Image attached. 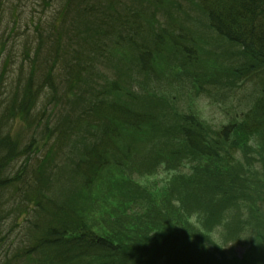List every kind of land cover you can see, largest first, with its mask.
I'll use <instances>...</instances> for the list:
<instances>
[{
	"label": "trees",
	"instance_id": "1",
	"mask_svg": "<svg viewBox=\"0 0 264 264\" xmlns=\"http://www.w3.org/2000/svg\"><path fill=\"white\" fill-rule=\"evenodd\" d=\"M39 1L76 4L82 28L64 46L56 19H40L29 68L12 77V51L0 60V264H264V0H191L213 44L238 50L226 67L202 60L175 19L160 27L161 0ZM99 56L121 78L87 85L83 108L52 126L46 109L97 78ZM134 73L181 86L131 90ZM213 90L242 94L219 128L193 102Z\"/></svg>",
	"mask_w": 264,
	"mask_h": 264
},
{
	"label": "rangeland",
	"instance_id": "2",
	"mask_svg": "<svg viewBox=\"0 0 264 264\" xmlns=\"http://www.w3.org/2000/svg\"><path fill=\"white\" fill-rule=\"evenodd\" d=\"M122 1L129 7L138 9L139 5L136 4L138 0ZM196 1L198 0H193V2ZM103 2H107V0ZM161 2L163 7L161 9L157 7V16L159 25L162 29L170 30L172 27L171 21L175 19L174 23L177 27L176 34L181 33L186 35V39L189 41H198V43L202 46V49L207 52V54H203L202 60L207 61L210 67H219V65L226 67L228 65L235 64L230 53L238 52V50H234L226 46L218 47L213 44V39L207 35L206 29L202 25V23H204V20L202 19L203 17L200 16L196 8L193 6L191 0H161ZM105 5L106 4L103 3V6ZM0 6H2L3 13L5 14V20L0 30V39H2L7 45V51H4L3 48L0 47V60L3 62L4 57H6L8 54H11L10 51H12L13 54L11 55L14 62L10 65L11 69L9 70L12 77L18 73L21 64L26 66V70L29 68V62L26 61L24 55H22L24 51V42L26 40L29 43L35 42L38 34L36 31V24L40 19H42L43 22H51L52 19H56L55 23H57L56 26L58 27L64 46L68 44H72L74 46L77 41L76 37L81 30L80 28H82L79 16L77 14L78 6H76V4L68 9V11L63 10L58 4H53L52 7L43 5V3L39 0H0ZM61 13L63 14L60 15ZM58 14L60 15V18L58 17ZM168 17L171 18V21L168 19ZM13 20H19V23L17 22L16 25H14V23H12ZM82 30L86 32V30ZM178 30L182 31L179 32ZM163 40L166 41V37H163ZM110 42L111 41L107 43L110 46L109 51H113L115 46L112 44V42ZM36 45L37 44L34 45V43H32L30 50L34 51ZM128 52L129 51H127V53ZM132 53L133 52H130L129 55ZM94 67L98 69V71L96 70L97 78L95 77L93 81H88L87 84L83 85V87L77 91L76 96L68 99L60 98L56 102L54 101L52 105L46 109V116L51 118L52 126L60 124L62 121L73 117L76 108H79L80 110L83 108V101L86 98L84 92L85 90H88L87 85L90 86L92 91V89H95L94 85L96 83L103 84L106 80L112 81L121 78V76L118 74L119 70L117 71L118 63L116 61L108 62L107 59H102L99 56L95 58ZM122 79H124L123 82H127V84L130 85V87H128L131 90L133 85H135L139 87L137 89L139 92L144 93V87L148 90V92L153 91L159 96L169 92L173 93L175 92V89H177V86L178 88L181 86L178 82H176V84H171V82L166 79L164 81L158 82L160 84L159 85L154 79L146 80L139 75L136 76L135 73L131 75V77H122ZM182 81L185 88L183 87V89H180L179 92L184 93V95L187 93H191V95H193L190 86V76H183ZM121 86L123 88L127 87L123 83ZM249 87H251L250 84H248L246 88L241 91V93H243ZM213 92L215 91L213 90ZM233 92H228V97L224 99H222V96L225 92H222L221 90H217L215 93H212V97H206L204 95L198 98L194 97L193 102L195 109L206 122H209L215 128H219L226 122V115L220 110L221 106L228 107L227 109H230L231 106L235 108L239 106V99L240 95L242 94L240 93L236 98H233ZM42 124H44V121ZM26 126L27 125L25 123L17 121V123L13 126V128H15V134H23ZM42 154H44V152H42L40 156ZM69 157V152L67 150L63 151L59 154L57 163L61 164ZM113 198H108V201L115 203L116 199L114 198L113 200ZM245 251V248L238 247L236 248L235 253L238 257H242Z\"/></svg>",
	"mask_w": 264,
	"mask_h": 264
}]
</instances>
